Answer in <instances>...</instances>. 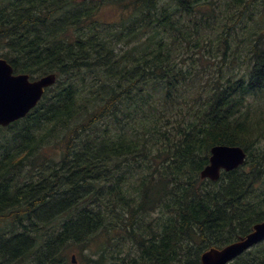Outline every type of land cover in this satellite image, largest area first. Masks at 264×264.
I'll return each instance as SVG.
<instances>
[{
  "label": "trees",
  "instance_id": "1",
  "mask_svg": "<svg viewBox=\"0 0 264 264\" xmlns=\"http://www.w3.org/2000/svg\"><path fill=\"white\" fill-rule=\"evenodd\" d=\"M250 1L0 0V57L57 78L0 128V264H200L264 221ZM216 145L244 164L200 180Z\"/></svg>",
  "mask_w": 264,
  "mask_h": 264
},
{
  "label": "water",
  "instance_id": "2",
  "mask_svg": "<svg viewBox=\"0 0 264 264\" xmlns=\"http://www.w3.org/2000/svg\"><path fill=\"white\" fill-rule=\"evenodd\" d=\"M91 1V0H81ZM94 1V0H92ZM55 82L49 74L35 81L28 75H14L11 66L0 59V126L24 118L36 106L44 90ZM245 153L240 147L217 145L211 148L208 165L200 172V179L217 181L221 171L230 172L243 164ZM264 239V222L253 227L252 233L223 249L211 248L201 256V264H226L252 245ZM75 264V257L72 256Z\"/></svg>",
  "mask_w": 264,
  "mask_h": 264
},
{
  "label": "rangeland",
  "instance_id": "3",
  "mask_svg": "<svg viewBox=\"0 0 264 264\" xmlns=\"http://www.w3.org/2000/svg\"><path fill=\"white\" fill-rule=\"evenodd\" d=\"M241 9H242V12L240 14L239 24H241V25L244 24V26H247V27H251V26L256 27L257 31H260L264 28V0H251L250 4L247 5V7L245 9H243V8H241ZM242 13H243V15H242ZM243 45H241V46H243ZM245 52H246V50H245ZM245 60H246V57H245ZM231 63H232V61L229 62V64H231ZM41 156H46L47 158H49L48 161H50V158H51V160L55 161V162H58L57 160L59 158L57 151L55 149H52V148H45L44 150H42ZM41 158L42 157H40L37 162H39L41 160ZM261 250H264V245H262L258 248L257 247L254 248L253 251H251L249 253L247 252L246 254L241 256L238 260H236L233 264H237V263L247 264V263L252 261L251 260L252 255L257 254L258 251H261ZM86 253H88V251H86ZM69 259H70V255H69Z\"/></svg>",
  "mask_w": 264,
  "mask_h": 264
},
{
  "label": "bare ground",
  "instance_id": "4",
  "mask_svg": "<svg viewBox=\"0 0 264 264\" xmlns=\"http://www.w3.org/2000/svg\"><path fill=\"white\" fill-rule=\"evenodd\" d=\"M68 183V182H67ZM225 183V182H224ZM45 185V184H44ZM44 192V191H43ZM62 201V200H61ZM76 206V205H75ZM83 212V211H82ZM77 214V213H76ZM90 234V233H89Z\"/></svg>",
  "mask_w": 264,
  "mask_h": 264
},
{
  "label": "flooded vegetation",
  "instance_id": "5",
  "mask_svg": "<svg viewBox=\"0 0 264 264\" xmlns=\"http://www.w3.org/2000/svg\"><path fill=\"white\" fill-rule=\"evenodd\" d=\"M264 242V241H263Z\"/></svg>",
  "mask_w": 264,
  "mask_h": 264
}]
</instances>
